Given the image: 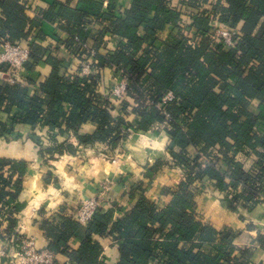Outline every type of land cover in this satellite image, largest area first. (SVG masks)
I'll list each match as a JSON object with an SVG mask.
<instances>
[{"label": "trees", "instance_id": "obj_1", "mask_svg": "<svg viewBox=\"0 0 264 264\" xmlns=\"http://www.w3.org/2000/svg\"><path fill=\"white\" fill-rule=\"evenodd\" d=\"M99 4L81 0L76 9L63 8L56 13L51 6L33 16L26 12L23 0H0V41L9 39L30 49L29 71L42 59L44 49L35 40L45 39L39 30L43 19L61 17L68 21L66 29L72 36L66 46L77 61L72 47L76 38L87 41L90 35L84 23L87 16L102 25L94 36L96 49L106 33L115 37L114 49L107 48L108 55L98 53L99 72L90 78L79 79L75 60L67 75L61 73L64 60L51 58L53 70L41 83V94L30 95L28 88L0 79V114L18 108L13 125L26 123L47 129V148L36 134L40 155L46 160L76 151L69 141L60 143L57 133L75 135L82 146L104 144L107 150L115 151L133 131H152L164 125L170 137L168 165L184 169L185 179L168 191L172 199L163 208L142 197L117 218L111 205L87 224L77 220V207L57 224L44 221L49 249L57 255L66 254L71 264H105L100 258L103 244L94 239L98 236L117 244L118 264H224L231 258L234 236L196 219L194 195L209 178L226 194L231 208L260 203L256 187L264 183V0H133L125 14L116 19L103 12ZM202 5L206 6L202 15L194 13ZM217 15L219 24L240 31L235 47L213 43L211 17ZM189 17V27L200 32L195 47L182 33ZM168 27L176 32L157 46L156 38ZM105 67L129 73L128 96L133 105L126 101L119 104L123 115L117 121L112 120L109 98L98 91L104 83ZM168 92L177 100L160 109ZM125 116H134V120L127 121ZM88 122L95 123L97 129L83 136L79 131ZM12 131L0 120V137ZM189 146L199 148L194 156L189 154ZM239 153L253 157L250 172L237 161ZM203 156L211 159L210 163L202 160ZM27 168L26 161L0 159V211L7 214L6 232L17 244H21V236L16 232L14 213L25 204H12L23 191ZM241 185L242 191L231 196L230 191ZM83 231V242L72 249L70 239ZM56 264H60L58 260Z\"/></svg>", "mask_w": 264, "mask_h": 264}, {"label": "crops", "instance_id": "obj_2", "mask_svg": "<svg viewBox=\"0 0 264 264\" xmlns=\"http://www.w3.org/2000/svg\"><path fill=\"white\" fill-rule=\"evenodd\" d=\"M32 1L39 13L51 6H55L57 13L63 8L76 9L81 0ZM91 1L99 4L97 0ZM89 19L95 18L87 16L84 23ZM68 25V21L61 17L41 20L39 30L45 39L35 41L39 44L38 47L44 49L42 59L32 71L23 70L21 76L22 86L29 89L30 95L41 94V83L49 78L53 70L51 58L56 61L64 60V68L61 70L63 74L74 67V60L66 46L72 36L66 29ZM72 27L74 23L70 25V28ZM86 31L89 32L87 29ZM110 35H104L103 42L97 49L98 53L108 55L107 48L114 49L115 43L111 41ZM168 36V30L164 31L155 42L156 45L161 46ZM87 40L89 45L96 46L94 36L88 35ZM103 75L107 82L113 84L109 71ZM102 94L106 95L105 92ZM107 97L113 105L112 120L117 121L123 115L119 104L110 96ZM19 111L18 108H13L10 113L0 114V120L13 128L11 133L0 137V159L28 163L27 173L23 178V191L12 204H25L20 211L14 213L18 221L16 232L21 236L20 241L33 239L39 248H49L50 239L42 228L43 222L59 223L62 218L69 216L71 209L77 207L79 200L94 197L107 182L108 199L115 208L114 218H117L134 208L142 197L157 203L161 208L166 207L172 199L168 191L176 189L185 179L184 169L168 165L170 137L163 125L156 126L152 131H133L115 151L107 150L104 144L82 146L75 135L63 136L57 133L60 143L67 140L73 144L76 151L56 154L52 159L48 156L50 159L46 160L40 155L36 134L40 135L41 144H46L44 148H47L50 143L44 136L47 129L40 130L26 123L13 125V118ZM125 117L127 121L134 120V116ZM96 129L95 123L88 122L81 126L79 133L83 136L91 135ZM198 150L196 146L188 147L192 156ZM236 159L242 163L245 170H250L254 164L253 157L247 153H239ZM159 163H162V166L157 167ZM220 165L227 169L223 162ZM151 170L153 173H150ZM203 183L204 187H200V191H196L194 195L196 219L216 231L229 232L234 236V248L230 250L231 258L224 264H264V203L249 207L241 205L234 209L226 203V194L215 188L213 180L205 178ZM10 192L14 193L15 188ZM109 207L111 206H106ZM0 212V264H10L19 252L20 244L9 241L12 236L6 232L9 225L7 214L5 211ZM83 239L84 231L72 237L69 242L71 248L78 249ZM94 239L103 244L101 260L105 264H118L120 254L117 244L108 237L96 236ZM209 250L208 248L207 252ZM57 259L60 264L71 263L66 254H58Z\"/></svg>", "mask_w": 264, "mask_h": 264}, {"label": "built area", "instance_id": "obj_3", "mask_svg": "<svg viewBox=\"0 0 264 264\" xmlns=\"http://www.w3.org/2000/svg\"><path fill=\"white\" fill-rule=\"evenodd\" d=\"M100 2L103 8V12L110 14L113 19L125 14L126 9L130 6L133 0H97ZM23 5L27 13L30 14H38L39 10H37L34 2L32 0H23ZM204 5L200 8L195 9L194 13L198 15H202ZM220 15L212 16L213 20V33L211 35V39L213 43L220 44L225 48L235 47L240 39V31L236 28H232L227 24H219L218 18ZM191 24V20L189 17V22L185 24L182 33L187 35L189 39V44L193 47L197 44V38L200 37L199 33L196 29L191 28L189 26ZM99 23L95 19H89L86 22V29L90 32L91 36H96V30H101L102 25L99 27ZM187 28H189L187 30ZM176 31L171 27H168V33L174 34ZM178 35V34H176ZM182 35V34H181ZM178 35V37H181ZM111 41L115 43V37L111 34ZM160 35L158 36V38ZM156 38L155 42L158 40ZM169 36L164 40L167 41ZM71 52L76 54L79 58L76 62V75L79 79L90 78L95 76L97 72H99L97 68V56L98 50L88 44L87 41H81L76 38L75 43L73 44ZM30 49L23 44L13 43L9 39H4L0 41V79L10 83V84H19L22 86V71L29 70L31 66V57H30ZM74 56V55H73ZM81 58V59H80ZM109 71L112 74L113 84L107 82L104 77V83L99 87V92L101 94L105 92L106 95L110 96L116 100L118 104H122L123 102H128L133 105V102L130 100L129 94V73L127 70H118L117 67L110 68L105 67L102 70V73ZM72 70L67 72V75L71 74ZM90 82V81H89ZM177 99L173 92H168L162 98V102L160 104V109H164L165 106L169 103L175 102ZM135 105V104H134ZM168 116V115H167ZM164 126V125H163ZM126 130V129H124ZM50 145V143H49ZM46 144H43L45 147ZM214 153H217L216 151ZM207 163H210L211 159L206 157H202ZM254 165V164H253ZM253 168V166H252ZM247 171H251V169ZM262 185V186H261ZM263 184L258 183L256 190L258 191L257 200L260 203H264V190ZM108 182L103 184L99 193H97L94 197L81 199L77 203V220L82 224H87L93 217L106 206H111V202L108 199ZM242 191V185L237 190H231L230 194L233 196L238 192ZM253 206H255L253 204ZM9 241L11 243L14 242V237H10ZM3 253V252H2ZM4 254V253H3ZM57 254L51 251L49 248H39L33 239L22 240L19 248V252L12 259L10 264H56L57 262ZM71 264V263H68Z\"/></svg>", "mask_w": 264, "mask_h": 264}]
</instances>
